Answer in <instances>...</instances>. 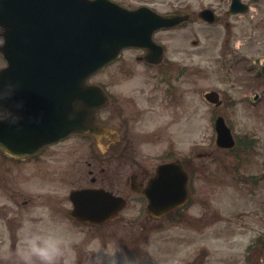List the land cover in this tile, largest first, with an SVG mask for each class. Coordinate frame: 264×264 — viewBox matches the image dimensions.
<instances>
[{
	"label": "flooded vegetation",
	"instance_id": "obj_1",
	"mask_svg": "<svg viewBox=\"0 0 264 264\" xmlns=\"http://www.w3.org/2000/svg\"><path fill=\"white\" fill-rule=\"evenodd\" d=\"M103 1L174 22L155 29L150 46L123 47L117 56L87 78L86 83L98 85L100 89L91 93V100L82 103L98 105L89 117L81 119L86 130L72 131L26 157L11 155L0 147V172L6 175L1 188L7 191L16 209L19 206L20 210L28 200H35V195H27L24 189L32 178L48 184L68 182L72 187L68 191L69 208L65 215L88 227L95 225L71 216L73 206L69 195L74 190H94L99 195V190L107 192L110 201L104 207L113 205V196L123 199L122 205H113L116 211L106 214L99 225L114 221L132 196L147 212L148 201L143 191L163 164H176L175 172L164 175H188L189 196L192 195L193 179L200 175L201 157L205 152L198 143L188 149V104L192 112L202 111L203 102L207 100L214 115H228L236 106L247 107L249 103L245 92L238 96L226 89H210L214 95L205 98L200 82L204 62L220 69L223 78L233 83V88L236 73H241V68L245 74H250L257 62L264 64L261 63L262 51L260 58H252L244 44L229 45L231 29L239 20H246L250 30L264 29V0ZM215 26L227 31L218 51L211 47L215 39L205 34V30L210 31ZM193 35L195 39L188 43V36ZM245 37L247 44L252 42L250 31ZM210 40H213L211 44ZM260 72L264 74L261 69L252 73L261 77ZM193 77L195 83L188 85V78ZM7 95L11 97L12 93L7 92ZM42 103L39 102V106ZM7 105L11 107V102ZM9 114L10 108L5 106V118ZM46 196L51 197V194ZM190 204L191 200H187L161 218ZM16 219L14 215L12 221ZM13 255L23 258L21 253Z\"/></svg>",
	"mask_w": 264,
	"mask_h": 264
},
{
	"label": "rangeland",
	"instance_id": "obj_2",
	"mask_svg": "<svg viewBox=\"0 0 264 264\" xmlns=\"http://www.w3.org/2000/svg\"><path fill=\"white\" fill-rule=\"evenodd\" d=\"M246 24V20L237 21L229 45L242 43L252 58H260V51L264 53V29L250 30ZM209 30L205 34L215 39L211 47L218 51L227 31L218 26ZM249 31L253 40L247 44L245 34ZM195 37L188 36V43ZM262 60L264 63V56ZM207 64L204 62L200 81L204 91L226 89L249 96L247 107L236 106L224 115L236 139L247 136L254 140L248 151L218 150L211 105L204 100L203 110L192 112L189 103L188 149L198 143L205 152L200 175L193 179L191 204L155 220L132 196L114 221L92 227L65 215L72 187L68 182L48 184L32 178L24 189L27 195H35V200H28L18 210L19 206L16 209L1 188L6 175L0 172V264H25L23 258L13 254L23 253L25 241L32 234L53 231L67 241L55 264H109V246L121 249L116 253L121 264L126 258L134 264H264V243H255L259 234L264 237V74L260 72L261 77L259 73L257 77L252 73L260 69L264 72V64L257 62L250 74L241 68L235 76V88L220 69ZM195 81V77L188 78V85ZM254 93L259 94L256 100ZM39 193L42 196L38 197ZM48 193L51 197L46 196ZM14 215L17 219L12 221Z\"/></svg>",
	"mask_w": 264,
	"mask_h": 264
},
{
	"label": "water",
	"instance_id": "obj_3",
	"mask_svg": "<svg viewBox=\"0 0 264 264\" xmlns=\"http://www.w3.org/2000/svg\"><path fill=\"white\" fill-rule=\"evenodd\" d=\"M88 0H0V50L7 65L0 69V88L13 95L11 115L0 122V145L16 155H29L42 144L58 140L70 131H84L81 120L89 117L96 105L92 99L96 86L85 79L106 59L129 45H149L155 28L171 24L164 17H147L138 10L128 11ZM43 94V95H42ZM48 94V96H47ZM49 100L41 108L36 103ZM27 103L25 106L22 102ZM75 103V104H73ZM38 108V109H37ZM216 144L232 147L235 142L223 117L215 120ZM160 173L175 171L164 164ZM187 175H156L149 199V212L160 216L187 198ZM107 194L89 190L71 194L72 215L82 221L101 222L115 211ZM115 200V204H118ZM155 205L156 207H153ZM116 208V207H115Z\"/></svg>",
	"mask_w": 264,
	"mask_h": 264
},
{
	"label": "clouds",
	"instance_id": "obj_4",
	"mask_svg": "<svg viewBox=\"0 0 264 264\" xmlns=\"http://www.w3.org/2000/svg\"><path fill=\"white\" fill-rule=\"evenodd\" d=\"M7 95L5 89L0 88V100ZM5 119V106L0 104V122ZM26 248L23 251V260L25 264H55L56 259L63 254L67 241L56 232L35 233L29 236L26 241ZM121 249L109 246L107 256L109 264H121L116 255ZM124 264H134L132 260L126 258Z\"/></svg>",
	"mask_w": 264,
	"mask_h": 264
},
{
	"label": "trees",
	"instance_id": "obj_5",
	"mask_svg": "<svg viewBox=\"0 0 264 264\" xmlns=\"http://www.w3.org/2000/svg\"><path fill=\"white\" fill-rule=\"evenodd\" d=\"M244 146L249 147V143H244ZM260 240H261V237H258V241H260Z\"/></svg>",
	"mask_w": 264,
	"mask_h": 264
}]
</instances>
